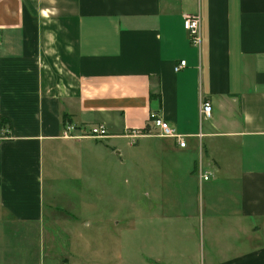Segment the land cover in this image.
I'll use <instances>...</instances> for the list:
<instances>
[{
  "label": "crops",
  "instance_id": "0c3cea01",
  "mask_svg": "<svg viewBox=\"0 0 264 264\" xmlns=\"http://www.w3.org/2000/svg\"><path fill=\"white\" fill-rule=\"evenodd\" d=\"M186 14L200 18L198 48ZM150 114L186 148L131 146ZM66 124L107 136L64 140ZM150 141L160 152L144 155ZM126 157L152 178L197 177L202 264H264V0H0V264H61L46 258V223L90 210L82 176L118 179Z\"/></svg>",
  "mask_w": 264,
  "mask_h": 264
},
{
  "label": "rangeland",
  "instance_id": "374dc122",
  "mask_svg": "<svg viewBox=\"0 0 264 264\" xmlns=\"http://www.w3.org/2000/svg\"><path fill=\"white\" fill-rule=\"evenodd\" d=\"M136 134L138 138L127 137L131 146L142 137L160 138L149 130ZM158 143H143L141 153L160 152L156 150ZM133 152L132 147H124V155ZM131 164L126 157L118 179L97 174L85 183L86 176H82V191L90 210H79L76 205L78 211L71 219L68 213L69 217H64L68 224L46 223V258L60 259L61 264L203 263V253L211 251L212 240L206 233L197 177L184 178L185 172L180 170L178 178L157 179L152 178L148 166L134 168ZM157 186L162 192H154Z\"/></svg>",
  "mask_w": 264,
  "mask_h": 264
},
{
  "label": "built area",
  "instance_id": "2783aa9c",
  "mask_svg": "<svg viewBox=\"0 0 264 264\" xmlns=\"http://www.w3.org/2000/svg\"><path fill=\"white\" fill-rule=\"evenodd\" d=\"M183 29L188 36V41L192 47L198 48L200 46V18L197 14H186L183 17ZM185 67V62L181 61L174 67V72H178ZM212 107L210 103H202L200 107V115L204 118H209L211 115ZM150 130L161 138L173 139L176 141L180 149L186 148L185 136L176 133L175 129L160 118L156 114H150L148 119ZM77 128L70 124H66L62 130L61 137L64 140H78L90 139L99 141L107 136V132L103 126H95L90 128L87 132H80ZM128 138H138L136 133L127 134ZM204 181L208 179L207 176H201Z\"/></svg>",
  "mask_w": 264,
  "mask_h": 264
},
{
  "label": "trees",
  "instance_id": "16d2710c",
  "mask_svg": "<svg viewBox=\"0 0 264 264\" xmlns=\"http://www.w3.org/2000/svg\"><path fill=\"white\" fill-rule=\"evenodd\" d=\"M3 121H4V120L2 119V120H1V124H2Z\"/></svg>",
  "mask_w": 264,
  "mask_h": 264
}]
</instances>
